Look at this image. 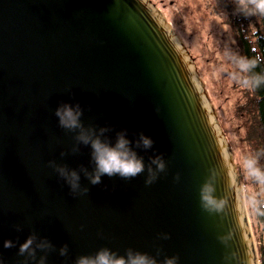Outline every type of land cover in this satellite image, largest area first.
<instances>
[{"label":"water","instance_id":"water-1","mask_svg":"<svg viewBox=\"0 0 264 264\" xmlns=\"http://www.w3.org/2000/svg\"><path fill=\"white\" fill-rule=\"evenodd\" d=\"M192 61L149 0H0L3 264H22L19 245L32 232L55 245L46 264H75L104 247L118 255L132 248L160 262L176 255L178 264H259L233 156ZM77 102L84 125L109 126L113 144L124 129L133 142L141 132L151 137L152 148L136 151L145 164L162 154L166 171L150 186L146 170L130 180L104 175L97 185L81 174L89 192L71 195L47 162L94 168L90 147L73 154L75 133L54 115L61 103ZM212 167L219 172L216 194L230 185L223 218L200 206ZM229 231L226 247L218 236ZM7 239L15 247L4 248ZM64 244L66 257L59 254ZM232 251L239 259L226 261ZM41 255L38 249L29 264Z\"/></svg>","mask_w":264,"mask_h":264},{"label":"clouds","instance_id":"clouds-1","mask_svg":"<svg viewBox=\"0 0 264 264\" xmlns=\"http://www.w3.org/2000/svg\"><path fill=\"white\" fill-rule=\"evenodd\" d=\"M235 4V14H242L245 17L255 16L264 18V0H233ZM224 14V13H223ZM225 15V14H224ZM226 16V15H225ZM222 58L225 67L220 71L227 74L234 82L251 92L264 89V70L256 71L264 64V57L248 56L241 54L238 50L232 48L225 43L222 49ZM159 113V107L155 108ZM83 109L77 102L61 103L54 111V115L58 118L60 128L74 132L75 143L72 145L71 152L79 153L81 145L88 146L91 149L90 156L94 168L90 171L83 164L76 168H70L67 164L57 163L56 160H49L48 166L63 179L70 189V194L74 197L77 195H87L89 188L82 186L81 174L88 179L90 184L97 185L102 182L104 175L109 177L119 175L122 179L130 180L147 172L144 179L146 186L152 185L159 178V174L165 172L167 164L162 154L149 157V163L145 164L143 156L138 155L136 149L143 148L145 150L152 148L154 141L151 137L146 136L143 132L133 142L126 133L127 130H121L116 133V140L113 144L110 142L106 133L112 129L109 126L96 127L95 125L85 126L81 120ZM134 145V146H133ZM67 153L62 151L61 157ZM264 149H259L254 153L246 155L241 164L244 176L258 186V190L247 195L244 200L246 210L255 216H264ZM155 165V167H153ZM219 172L217 168L209 169V175L200 187V206L210 215H220L221 218L229 212L228 192L230 185L223 195H217V182ZM174 179L178 182L180 174L177 173ZM17 232L23 231V225L14 226ZM159 239H170L169 233H160ZM233 238L231 231L226 234L219 235L218 239L227 247L229 241ZM16 242L7 239L3 242L4 248L15 247ZM55 245L47 238H38L35 232H32L23 243L19 245V255L24 256L22 264H29V261L37 260V250H41L44 255L39 257L37 264H46L47 253L53 251ZM68 244H64L59 248L60 256L68 255ZM161 252L157 248V255ZM226 261L239 259L238 253L232 251L225 255ZM179 257L176 255L166 256L160 262L156 257L145 252L134 251L132 248L126 249L124 255H118L117 252L107 247L99 249L94 255H81L75 264H178ZM0 264H3L0 260Z\"/></svg>","mask_w":264,"mask_h":264},{"label":"rangeland","instance_id":"rangeland-1","mask_svg":"<svg viewBox=\"0 0 264 264\" xmlns=\"http://www.w3.org/2000/svg\"><path fill=\"white\" fill-rule=\"evenodd\" d=\"M149 1L154 4L158 12L162 13L164 21L193 57L192 62L229 144L244 205L245 197L258 190L257 185L247 180L240 167L244 157L254 153L252 143L245 138L247 132L245 117L235 116V108L242 101L241 92L244 88L220 71L225 67L222 58L225 43L235 48L234 35L227 23V17L235 14V9H232L234 2L233 0ZM244 209L249 219L253 248L258 257L257 250L260 244H264V233L252 218L253 215L245 207Z\"/></svg>","mask_w":264,"mask_h":264},{"label":"trees","instance_id":"trees-1","mask_svg":"<svg viewBox=\"0 0 264 264\" xmlns=\"http://www.w3.org/2000/svg\"><path fill=\"white\" fill-rule=\"evenodd\" d=\"M233 4L232 9H235ZM231 13V12H230ZM227 23L234 35L235 50L248 56L264 57V18L245 17L242 14H232L227 17ZM264 70L262 64L256 71ZM242 101L235 108V116H244L247 124L245 138L252 143L253 151L264 149V89L256 92L245 90L241 92ZM264 165V160L261 161ZM264 233V216L253 217ZM259 264H264V244L257 250Z\"/></svg>","mask_w":264,"mask_h":264},{"label":"bare ground","instance_id":"bare-ground-1","mask_svg":"<svg viewBox=\"0 0 264 264\" xmlns=\"http://www.w3.org/2000/svg\"><path fill=\"white\" fill-rule=\"evenodd\" d=\"M246 216H247V214H246ZM247 219H248V216H247ZM248 221H249V219H248ZM257 261H258V263H259V259H258V257H257Z\"/></svg>","mask_w":264,"mask_h":264}]
</instances>
